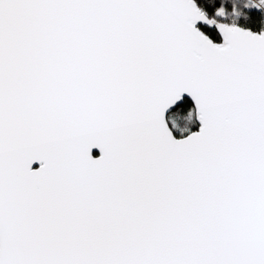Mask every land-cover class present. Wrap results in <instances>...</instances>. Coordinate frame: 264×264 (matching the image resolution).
Masks as SVG:
<instances>
[{"label": "snow or ice", "instance_id": "snow-or-ice-1", "mask_svg": "<svg viewBox=\"0 0 264 264\" xmlns=\"http://www.w3.org/2000/svg\"><path fill=\"white\" fill-rule=\"evenodd\" d=\"M0 264H264V0H0Z\"/></svg>", "mask_w": 264, "mask_h": 264}]
</instances>
